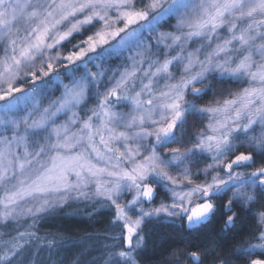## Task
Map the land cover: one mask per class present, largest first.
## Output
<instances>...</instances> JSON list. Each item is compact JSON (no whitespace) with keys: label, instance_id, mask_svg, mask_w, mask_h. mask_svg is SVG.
<instances>
[{"label":"snow or ice","instance_id":"6c2138e0","mask_svg":"<svg viewBox=\"0 0 264 264\" xmlns=\"http://www.w3.org/2000/svg\"><path fill=\"white\" fill-rule=\"evenodd\" d=\"M0 53V226L33 221L0 233V264H24L37 219L72 204L112 207L104 264H137L146 220L226 215V232L264 198V0H0ZM226 81L246 86L200 103ZM189 117L207 122L186 140ZM253 215L231 237L242 264H264Z\"/></svg>","mask_w":264,"mask_h":264},{"label":"trees","instance_id":"16d2710c","mask_svg":"<svg viewBox=\"0 0 264 264\" xmlns=\"http://www.w3.org/2000/svg\"><path fill=\"white\" fill-rule=\"evenodd\" d=\"M115 66V62H113ZM243 84L226 81L216 83L213 91L215 96L209 95L200 103H207L217 99H226L232 93L240 91ZM194 117H189L188 136L199 131L204 123ZM191 141L186 143L184 147H190ZM244 150V149H242ZM209 161H204L192 166L193 172L197 169H202ZM243 170V169H240ZM251 170V169H250ZM228 193L223 198H217V203H221L228 198ZM219 199V200H218ZM74 205V206H73ZM87 206L85 211H89L93 204H83ZM72 204L62 209H56L42 216V219L35 223V232L39 240L35 241L29 250L39 251V255L29 257L31 264H103V257L107 251L104 246L111 244L114 241L106 239L109 236L118 235L120 229L112 223L113 214L109 210H99L91 215L82 213H73V207H79L82 211L84 207ZM236 212L235 225L227 230H224V219L213 217L207 224L194 230H187L185 221L182 219L170 221L163 218H153L145 222L142 228L144 236V244L139 250L137 257L140 264H192V260L188 258V253L198 251L207 253L202 259V264H217L220 260H227L228 264H242V259L235 255V249L239 246L240 237L232 240L234 233L240 232L245 239L257 230L255 227L254 213L264 211V198L258 200L255 205L248 207L234 206ZM228 215V214H227ZM33 222H25L22 226L15 223H10L4 228V232L15 235L17 229L24 231L28 225ZM25 227V228H24ZM7 239V238H6ZM55 241L54 245L49 248L48 241ZM82 240H92L90 248H83ZM215 241L219 246H214ZM42 243L44 249H42ZM218 247L220 252H218ZM87 248V249H86ZM214 249V250H213ZM50 251L48 257L46 252ZM25 255H30L26 254ZM32 253V252H31ZM220 253V257H216ZM93 256L96 258L92 259ZM40 257V260H39ZM26 262L29 264L30 262Z\"/></svg>","mask_w":264,"mask_h":264},{"label":"rangeland","instance_id":"374dc122","mask_svg":"<svg viewBox=\"0 0 264 264\" xmlns=\"http://www.w3.org/2000/svg\"><path fill=\"white\" fill-rule=\"evenodd\" d=\"M173 23H174V21H173ZM161 30H170V29H166V28H164V29H161ZM226 33H221V35H225ZM77 39H83V37H77ZM76 41L74 40L73 41V43H75ZM192 47H195V45H193ZM0 54H2V53H0ZM206 83H207V81H206ZM199 86V85H198ZM246 85L245 84H243V87H245ZM55 95H59V92H57V93H55ZM92 101H90L89 102V106H92ZM119 110V109H118ZM123 110H127V109H123ZM209 163H210V161H209ZM203 169V168H202ZM240 170V169H239ZM241 171H243V170H241ZM200 179H203V176H201L200 177ZM229 195H228V198L231 196V192H229L228 193ZM131 197L130 196H127V197H124V199H130ZM165 197H164V192H163V189H161V191H160V195L157 197V202L160 200V199H164ZM82 205H83V203H81ZM89 204H93V205H95V207H92L89 211H85V208H87V206H85V205H83L84 207H82V211H80V209H79V207H73L72 208V210H73V213H82V214H84V215H86V214H88V215H91L92 213H94V212H97V211H99V210H107V211H111L112 212V214H113V216H114V209L112 208V207H110V206H108V205H106L103 201H100V202H96V203H89ZM77 205H79V204H77ZM74 206V205H73ZM145 207H149V205H145ZM56 210V209H55ZM53 211V210H52ZM51 212V211H50ZM50 212H48V213H50ZM47 213V214H48ZM47 214H44V215H47ZM44 215H42V216H44ZM42 216L41 217H39L38 219H37V221H39V220H41L42 219ZM160 218H163V219H165L164 217H160ZM178 219H180V218H170V219H168V220H170V221H174V220H178ZM30 221H32L30 218H25L23 221H21V224L20 225H17V227L18 226H22L25 222H29L30 223ZM36 221V222H37ZM148 220H146L145 222H147ZM33 222V221H32ZM145 224V223H144ZM207 224V223H206ZM16 225V224H15ZM205 225V224H204ZM203 226V225H202ZM35 227H36V225H35ZM35 227L33 228V229H31L32 231H35ZM201 227V226H200ZM4 226H0V233H5L4 232ZM25 228V227H24ZM199 228V227H198ZM187 229V228H186ZM25 230V229H24ZM7 233V232H6ZM6 238H8V236L6 235V236H4V239H6ZM82 243H83V248H85V247H87V246H91V243H92V240H82ZM87 248H90V247H87ZM86 248V249H87ZM142 248V247H141ZM140 248V249H141ZM44 249V244L42 243V249L41 250H43ZM139 249V250H140ZM139 250H138V252H139ZM32 252V253H31ZM138 252H137V254H138ZM51 252L50 251H47L46 252V257H48L49 256V254H50ZM26 254H30V255H25L26 256V259H25V261H24V264H26V262H27V260H28V258L29 257H34V256H38L39 255V251L37 252V250H35L34 249V251H33V249L32 250H29V252H26ZM32 255V256H31ZM36 256V257H37ZM94 258H96V256H93V258L92 259H94ZM39 260H40V257H39ZM136 260H137V264H140L139 263V260H138V257H137V255H136ZM28 262H30L29 264H31V260H28ZM104 264V263H103Z\"/></svg>","mask_w":264,"mask_h":264},{"label":"flooded vegetation","instance_id":"af4514ba","mask_svg":"<svg viewBox=\"0 0 264 264\" xmlns=\"http://www.w3.org/2000/svg\"><path fill=\"white\" fill-rule=\"evenodd\" d=\"M228 199V198H227ZM227 199H225V200H223L221 203H224V202H226L227 201ZM219 200V199H218ZM234 210V207H233V209H232V212H229V213H227L228 215H232L233 213H235V215H236V212L235 211H233ZM226 218L227 217H225V219H224V221L226 220ZM224 226V225H223ZM185 227H186V224H185ZM220 248L218 247V252H220V250H219ZM216 257H220V253L218 254V255H216ZM192 264H194V262L192 261ZM200 264H202V260L200 261ZM217 264H219V263H217Z\"/></svg>","mask_w":264,"mask_h":264},{"label":"water","instance_id":"95a60500","mask_svg":"<svg viewBox=\"0 0 264 264\" xmlns=\"http://www.w3.org/2000/svg\"><path fill=\"white\" fill-rule=\"evenodd\" d=\"M207 223H208V222H207ZM185 224H186V228H187V230H194V229H196V228L202 226V225H200V226H197V227L189 228L186 222H185ZM205 224H206V223H205ZM203 225H204V224H203Z\"/></svg>","mask_w":264,"mask_h":264}]
</instances>
